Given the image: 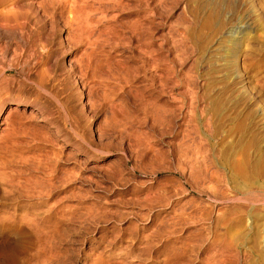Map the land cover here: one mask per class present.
<instances>
[{"label": "rangeland", "instance_id": "374dc122", "mask_svg": "<svg viewBox=\"0 0 264 264\" xmlns=\"http://www.w3.org/2000/svg\"><path fill=\"white\" fill-rule=\"evenodd\" d=\"M6 1L0 264H264V0Z\"/></svg>", "mask_w": 264, "mask_h": 264}, {"label": "bare ground", "instance_id": "6f19581e", "mask_svg": "<svg viewBox=\"0 0 264 264\" xmlns=\"http://www.w3.org/2000/svg\"><path fill=\"white\" fill-rule=\"evenodd\" d=\"M1 1V0H0ZM3 1V0H2ZM4 1H6V0H4ZM15 1V0H14ZM18 1V0H17ZM55 1V0H54ZM62 1V0H61ZM79 1H81V0H79ZM78 0H77V2H79ZM7 2V1H6ZM51 2V1H50ZM59 2V1H58ZM72 2H74L73 0L71 1V2H68V3H70L71 5H72ZM60 3V2H59ZM62 3V2H61ZM66 3V2H65ZM75 3V2H74ZM83 3V2H82ZM77 5V3L75 4V6ZM64 6V5H63ZM66 6H67V4H66ZM65 6V7H66ZM69 6V5H68ZM14 7H17V6H15L14 5ZM69 7H71L72 8V6H69ZM77 7H80V4H79V6H77ZM8 18H9V16H8ZM18 19V18H17ZM3 21H4V16H2V15H0V22H2L3 23ZM22 21V20H21ZM24 21H25V19H24ZM24 21H22L23 22V24H24ZM16 23V22H15ZM14 23V24H15ZM19 24H20V22H18ZM10 23H8L7 25H9ZM12 24V23H11ZM13 25V24H12ZM15 25H17V23L15 24ZM22 32V31H21ZM40 58H41V56H40ZM43 59V58H42ZM4 69H6V68H4ZM51 73V72H50ZM6 77V76H5ZM14 84V83H13ZM56 86V85H55ZM41 87V86H40ZM44 89V88H43ZM48 93V92H47ZM50 94V93H49ZM18 101V100H17ZM35 102H37L36 100H34ZM22 102V101H21ZM15 106V105H14ZM19 107V106H18ZM38 108V107H37ZM15 109V108H14ZM16 110V109H15ZM12 111H13V109H12ZM12 111H10V109H9V114L7 113V115H6V117H5V119L1 122V129L3 130L4 128H6L8 125L7 124H9V117H10V115L12 114ZM0 129V130H1ZM1 130V131H2ZM1 134V133H0ZM3 134V133H2ZM4 135V134H3ZM7 135H9L8 133H7ZM2 136V135H1ZM0 136V137H1ZM3 138V137H2ZM62 215V214H61ZM60 215V216H61ZM59 216V217H60ZM64 216V215H63ZM62 216V217H63ZM46 217V219H47V216H45ZM52 218V217H51ZM48 219H50V217L48 218ZM47 219V220H48ZM59 219V218H58ZM51 221V220H50ZM54 221V220H53ZM57 224V223H56ZM58 225V224H57ZM55 226V225H54ZM51 229V228H50ZM58 230V229H57ZM52 231V230H51Z\"/></svg>", "mask_w": 264, "mask_h": 264}]
</instances>
